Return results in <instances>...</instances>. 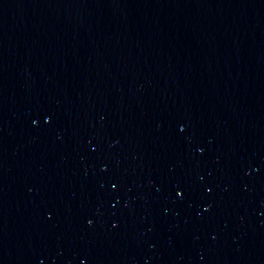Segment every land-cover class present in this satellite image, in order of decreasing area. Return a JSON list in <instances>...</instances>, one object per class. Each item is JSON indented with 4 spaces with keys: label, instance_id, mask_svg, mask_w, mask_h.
I'll use <instances>...</instances> for the list:
<instances>
[{
    "label": "water",
    "instance_id": "1",
    "mask_svg": "<svg viewBox=\"0 0 264 264\" xmlns=\"http://www.w3.org/2000/svg\"><path fill=\"white\" fill-rule=\"evenodd\" d=\"M0 264H264V0H0Z\"/></svg>",
    "mask_w": 264,
    "mask_h": 264
}]
</instances>
